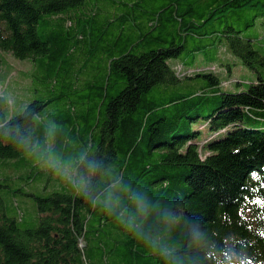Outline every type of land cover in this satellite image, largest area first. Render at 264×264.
Here are the masks:
<instances>
[{
    "label": "trees",
    "instance_id": "16d2710c",
    "mask_svg": "<svg viewBox=\"0 0 264 264\" xmlns=\"http://www.w3.org/2000/svg\"><path fill=\"white\" fill-rule=\"evenodd\" d=\"M1 52L43 96L0 94V264H264V0H0Z\"/></svg>",
    "mask_w": 264,
    "mask_h": 264
},
{
    "label": "rangeland",
    "instance_id": "374dc122",
    "mask_svg": "<svg viewBox=\"0 0 264 264\" xmlns=\"http://www.w3.org/2000/svg\"><path fill=\"white\" fill-rule=\"evenodd\" d=\"M261 32L258 26L249 28L243 31L244 35H259ZM2 64L0 67V94L5 96L8 100L7 110L9 113L21 112L26 104L32 99H40L43 96L40 89H37V84L31 82L29 74L33 70V65L28 59L15 58L8 52H1ZM228 62L231 63L230 72L227 74L226 69L219 64L221 58L208 63L198 65L195 68H187V72L193 70H212L219 74L221 81V87L228 90H236L239 87L235 86L237 81H240L241 86L244 87L247 83L253 80L254 75L245 68L239 58L226 53ZM222 57V54H220ZM190 67L195 65V60L187 61ZM173 68H182L181 64L177 61H171L170 63ZM185 68H182L184 70ZM50 110L46 107V111ZM203 123H200L198 127H202ZM208 137V136H207ZM204 141V140H203ZM201 141V142H203ZM6 175L10 176L12 180L9 182L10 186L17 189L15 193H9L8 191H2L1 195L6 208V213L9 216H16V210H21L22 224L33 225L29 222L32 220V206L33 197L32 195L45 196L51 191V184L47 185L45 190L42 185L45 184L42 178L37 177L33 182H25L23 179L17 176L22 173V169L15 167L9 170H1ZM1 173V172H0ZM60 173H66V168L60 167ZM3 176V175H0Z\"/></svg>",
    "mask_w": 264,
    "mask_h": 264
}]
</instances>
